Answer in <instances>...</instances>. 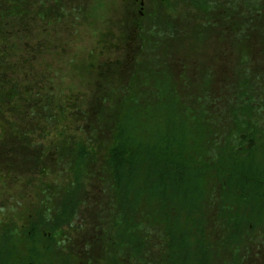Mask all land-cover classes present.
Returning a JSON list of instances; mask_svg holds the SVG:
<instances>
[{
  "label": "rangeland",
  "instance_id": "374dc122",
  "mask_svg": "<svg viewBox=\"0 0 264 264\" xmlns=\"http://www.w3.org/2000/svg\"><path fill=\"white\" fill-rule=\"evenodd\" d=\"M251 38L260 45L252 46ZM133 71L140 73V91L149 90L155 161L163 162L169 144L208 156L216 144L220 158L217 143L225 141L238 143L245 165L264 174V139L255 137L250 151L246 139L239 142L242 129L234 121L247 118L258 130L263 125L264 0H0V264H172V246L183 241L190 245L188 264H196L201 237L195 225L201 219L183 203L206 194L199 204H221L225 168H204V189L196 185L185 194L162 192L163 177L150 164V214L127 216L129 251L124 216L120 210L109 216L112 177L103 152L89 145L95 132L104 131L96 112L103 110L108 127L110 110L125 100ZM168 88L175 103L164 98ZM221 99L238 102L240 109L227 116ZM247 104L250 109L242 107ZM131 116L129 111L120 118L131 123ZM249 197L232 196L226 203L248 208L250 202L248 210L263 213L264 201ZM48 199L60 211L56 221L43 216ZM78 203L80 217L72 218ZM132 218L145 233L132 231ZM258 221V230L241 241L260 248L254 264H264V214ZM59 226L65 234L58 242L76 252L67 249L57 260L56 250L44 244H54ZM221 238L220 255L213 259L231 264L228 247L236 239L227 230ZM89 252L95 257L89 259Z\"/></svg>",
  "mask_w": 264,
  "mask_h": 264
},
{
  "label": "trees",
  "instance_id": "16d2710c",
  "mask_svg": "<svg viewBox=\"0 0 264 264\" xmlns=\"http://www.w3.org/2000/svg\"><path fill=\"white\" fill-rule=\"evenodd\" d=\"M255 38L250 39V44L252 46H259L256 44ZM134 67V64H132ZM137 71L139 69L137 68ZM140 73L134 72L129 78V86L126 90L125 100L112 107L110 113L113 114L109 117L108 127L105 124V114L103 110L99 109L95 114V119L98 123L103 120V123L98 125L99 128L104 127L103 132H99L92 135L90 148L94 150H100L103 152L104 162L107 168V175L111 176V198L112 204H108L110 208L109 216L112 218L117 210H120L121 214L124 216L125 221L123 224L124 234L123 242L126 249L128 250V229H127V216L129 214H139L148 215L150 211V202L146 199L150 198V178H154L150 175V164L155 168L156 171L161 173L163 180H161V185L166 192L168 190H173L174 192H184L188 193L190 189L193 191L194 187L197 185L199 189H204L206 173L203 171L204 168L209 167L210 172L216 167H223L226 169V177L224 178V188L225 192L220 196L221 204L216 206H203L199 204V201L206 198L204 195H192L188 201H184V210L187 212L188 209L192 211L196 210L200 216L201 223L195 225V235L201 237V242L198 244L197 248V262L196 264H215L213 259L215 256L220 255V244L216 241L217 238H221V233L225 230L228 232L229 239H236L235 245L228 247V250L233 249L231 255L233 261L231 264H254L256 256L260 253V248L252 247L248 243L245 245L243 240L250 234H253L258 230L259 219L261 215L256 212H252L250 209L253 205L248 203L245 207L241 204L231 205L226 203L227 199L232 196H239L240 194H245L250 196L256 195L264 201V174L253 171L254 166L251 165L249 168L244 163V158L238 155L236 148L240 147L238 143L231 144L227 146V142H220L217 144L221 145V157L219 158L218 151L215 145L212 147L210 156L202 151L200 154H189L185 151L175 150L174 146L169 144L167 151V157L163 158L161 163L154 160L150 152V95L149 90L146 92L140 91L138 78ZM137 86V87H135ZM164 98L169 99L171 102L175 103L176 98L173 96L172 91L168 90L164 93ZM133 102V105L131 103ZM221 102L226 110L227 116L232 113V109H240L238 102L232 101L231 99L223 100ZM210 107H215L216 105L211 101L208 102ZM259 115L262 118L263 125L260 130H258L255 124H252L247 118L236 117V121L240 127L241 131L238 132L237 136L239 142L241 139H246L250 151L254 148L255 137H260L264 139V102L260 103ZM242 107L250 106L243 105ZM132 111V122L127 123L125 119L120 118L121 116ZM204 111L206 109L204 108ZM209 130V127H207ZM243 129H246L244 131ZM164 135V131L161 132V136ZM99 143L96 144V142ZM88 146V147H89ZM96 151V150H95ZM155 157H159L156 151L152 150ZM200 161H197V160ZM183 160H186L188 164H183ZM205 160V161H203ZM164 162H169L170 170L166 169V164ZM183 162V163H182ZM264 171V165L260 168ZM142 176V182L137 183L136 178ZM239 176H245L247 179L245 181H240L237 178ZM252 177V178H251ZM255 177V178H254ZM127 180H133V184H127ZM74 183H71L73 187ZM253 185V187H249ZM246 186V188H245ZM199 196V197H197ZM224 198V199H223ZM85 199V193L82 196ZM50 199L46 201V205L43 207L45 217L56 221L59 216V209L56 207L49 206ZM79 206V203L77 204ZM264 208V203L260 204ZM247 209L244 213H236V209ZM64 210V209H62ZM76 210V211H75ZM72 211H75L72 218L80 217L81 206H73ZM135 228L132 231L138 230L145 233V228L135 222L134 218L130 220ZM216 222L217 227H212L211 223ZM36 228L35 225L30 227L31 231ZM114 234L116 235V226H111ZM245 232V233H244ZM55 240L54 244L50 246L49 244H44L50 250H56L60 260L62 257H66L63 254L65 250H70L76 252L72 248L66 247L63 243L62 245L58 242L59 238L65 234V232H60V226L55 228L53 231ZM96 234V233H94ZM132 239V238H131ZM222 239V238H221ZM252 238H250L251 240ZM86 240V239H84ZM88 246V244H86ZM136 246H138L135 243ZM245 245V246H244ZM259 244V246H261ZM110 246L104 249L105 251ZM187 247H190L186 242H178L175 246H172V250L175 254V261L172 264H188ZM39 248L34 249L29 258L36 259L38 257ZM82 250V249H81ZM129 251V250H128ZM128 255V254H125ZM89 259L95 257L94 253L89 252L86 255ZM125 259L124 256H122ZM56 260V261H57ZM55 261V262H56ZM100 264V263H99ZM150 264L151 261H150Z\"/></svg>",
  "mask_w": 264,
  "mask_h": 264
}]
</instances>
